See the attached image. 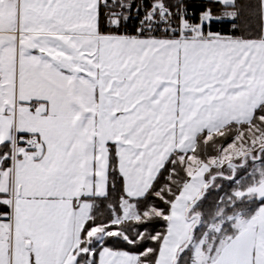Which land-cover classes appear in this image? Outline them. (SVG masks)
<instances>
[{
  "label": "snow or ice",
  "instance_id": "6c2138e0",
  "mask_svg": "<svg viewBox=\"0 0 264 264\" xmlns=\"http://www.w3.org/2000/svg\"><path fill=\"white\" fill-rule=\"evenodd\" d=\"M0 264H264V0H0Z\"/></svg>",
  "mask_w": 264,
  "mask_h": 264
},
{
  "label": "trees",
  "instance_id": "16d2710c",
  "mask_svg": "<svg viewBox=\"0 0 264 264\" xmlns=\"http://www.w3.org/2000/svg\"><path fill=\"white\" fill-rule=\"evenodd\" d=\"M189 2L193 5L194 8H197L198 10L199 5L208 4L210 2H213V0H189ZM129 27H131V24L129 25ZM226 27H228V25H215L214 30L218 28H226ZM215 195L216 193H213V196Z\"/></svg>",
  "mask_w": 264,
  "mask_h": 264
}]
</instances>
